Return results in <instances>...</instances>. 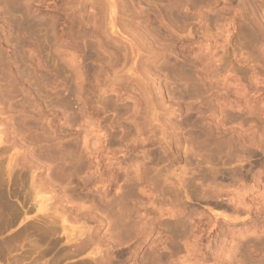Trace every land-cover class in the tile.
Wrapping results in <instances>:
<instances>
[{
  "label": "rangeland",
  "instance_id": "obj_1",
  "mask_svg": "<svg viewBox=\"0 0 264 264\" xmlns=\"http://www.w3.org/2000/svg\"><path fill=\"white\" fill-rule=\"evenodd\" d=\"M0 264H264V0H0Z\"/></svg>",
  "mask_w": 264,
  "mask_h": 264
}]
</instances>
